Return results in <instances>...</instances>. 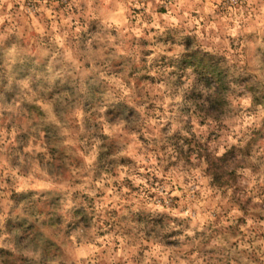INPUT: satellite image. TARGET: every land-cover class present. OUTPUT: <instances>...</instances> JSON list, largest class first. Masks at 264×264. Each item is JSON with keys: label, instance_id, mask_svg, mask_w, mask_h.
<instances>
[{"label": "rangeland", "instance_id": "obj_1", "mask_svg": "<svg viewBox=\"0 0 264 264\" xmlns=\"http://www.w3.org/2000/svg\"><path fill=\"white\" fill-rule=\"evenodd\" d=\"M0 264H264V0H0Z\"/></svg>", "mask_w": 264, "mask_h": 264}, {"label": "trees", "instance_id": "obj_2", "mask_svg": "<svg viewBox=\"0 0 264 264\" xmlns=\"http://www.w3.org/2000/svg\"><path fill=\"white\" fill-rule=\"evenodd\" d=\"M195 67H200L202 70L203 76L206 77L207 88L213 92L215 97V102L221 104L226 101L229 95L226 92L228 87L226 86V80L220 77L218 73V66L214 63L203 61L194 62ZM224 100V101H223ZM217 117L213 118L216 119ZM229 162L227 161V156L224 155L220 158L218 157H210L208 159V173L212 175L213 180L220 184L222 178H225L226 175L223 173V167Z\"/></svg>", "mask_w": 264, "mask_h": 264}]
</instances>
